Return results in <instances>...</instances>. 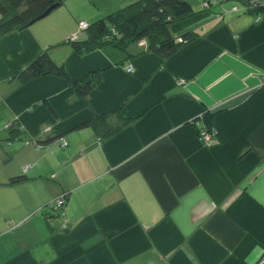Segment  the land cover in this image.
<instances>
[{
	"label": "crops",
	"instance_id": "0c3cea01",
	"mask_svg": "<svg viewBox=\"0 0 264 264\" xmlns=\"http://www.w3.org/2000/svg\"><path fill=\"white\" fill-rule=\"evenodd\" d=\"M102 1L95 16L133 0ZM189 2L195 14L170 30L196 36L167 56L145 41L130 55L109 43L80 53L69 40L90 19L70 10L0 36V138L14 119L25 134L0 144V264L263 260L264 12ZM43 50L70 81L15 78ZM99 70L79 96L72 82ZM22 172L25 182L5 184ZM65 193L63 227L47 204Z\"/></svg>",
	"mask_w": 264,
	"mask_h": 264
},
{
	"label": "trees",
	"instance_id": "16d2710c",
	"mask_svg": "<svg viewBox=\"0 0 264 264\" xmlns=\"http://www.w3.org/2000/svg\"><path fill=\"white\" fill-rule=\"evenodd\" d=\"M238 1L247 7L249 11L264 12V3H255L253 0ZM203 2L207 7L213 0H203ZM54 4H58L59 7L63 4V0H0V36L27 27L30 20ZM195 12L196 10L189 0H133L114 11L96 15L97 17L93 21L88 22L85 29H79L80 32L73 35L74 38H71L69 42L80 53L93 50L104 43H109L120 48L125 54L130 55L129 46L131 44L145 41L148 51L167 56L180 45L196 36L195 31L186 32L181 36L173 35L170 30L171 23L193 15ZM49 73L62 76L70 81L63 64L53 60L49 52L43 50L26 64L15 78L19 82H25L30 78ZM100 73V70L91 72L72 82L76 93L84 99L87 98L100 81ZM48 107L51 108L50 106ZM206 114L209 116L210 112L207 111ZM105 116L107 114H95V118L102 121L105 120ZM92 122L94 121L84 122L77 128L89 126ZM202 126L209 130L211 128L210 120L204 121ZM5 129L7 135L4 138H0V144H2V141L11 143L20 140L25 135L17 119L11 121ZM113 133L114 131H105V133L102 132L101 134L110 136ZM57 138L55 136L50 142ZM33 142L38 145L37 140ZM27 178L24 172L17 173L10 176L5 184L15 186L25 182ZM67 195L65 193L60 197L61 203H58L57 200L59 198H56L47 204L50 213L53 214L52 216L63 217V227L67 226V220L63 216Z\"/></svg>",
	"mask_w": 264,
	"mask_h": 264
},
{
	"label": "rangeland",
	"instance_id": "374dc122",
	"mask_svg": "<svg viewBox=\"0 0 264 264\" xmlns=\"http://www.w3.org/2000/svg\"><path fill=\"white\" fill-rule=\"evenodd\" d=\"M105 3L106 2H103L102 0H63L62 5L55 8L54 10H52L51 13L49 15H47L46 17H43L42 19H39V20L35 21L34 23L41 22L42 20H48L49 18H51L52 16H55L57 14L66 15L69 10L71 12H73L78 18L86 17L87 19H90V21H93L97 17V16H95V13H97L99 10H102ZM255 3H257V2H255ZM53 11H55V12L52 14ZM61 18L62 19H60L58 22H60L59 24H61L63 26L66 18L65 17H61ZM82 22H84V21H82ZM34 23H32V24H34ZM32 24H30V25H32ZM32 26H33L32 28H34L35 25H32ZM80 28L85 29L86 27L82 25V26H80ZM199 134H200V132H199ZM2 135H4V134H2ZM202 140H203V142H208V141H205L203 138H202ZM18 142H19L18 140L15 141L16 144H19Z\"/></svg>",
	"mask_w": 264,
	"mask_h": 264
},
{
	"label": "built area",
	"instance_id": "2783aa9c",
	"mask_svg": "<svg viewBox=\"0 0 264 264\" xmlns=\"http://www.w3.org/2000/svg\"><path fill=\"white\" fill-rule=\"evenodd\" d=\"M82 25L85 26V27H87V23H86V22H82V21H80V22L78 23L79 29H81L80 26H82ZM71 38H74V36L71 37ZM126 69H127L128 72H132V71H133V68H132L131 65L128 66ZM213 131H214V130H212V128H210V129L208 130V129H206L205 127L199 125V132H200V135H201V137H202L205 141H209V140L211 139V136H212ZM61 201H62L61 198H59V199L57 200L58 203H61Z\"/></svg>",
	"mask_w": 264,
	"mask_h": 264
},
{
	"label": "water",
	"instance_id": "95a60500",
	"mask_svg": "<svg viewBox=\"0 0 264 264\" xmlns=\"http://www.w3.org/2000/svg\"><path fill=\"white\" fill-rule=\"evenodd\" d=\"M58 7V4H54L50 7H48L43 13L35 17L34 19L30 20L27 25H30L34 23L35 21L42 19L43 17L47 16L54 8ZM259 264H264V259L259 263Z\"/></svg>",
	"mask_w": 264,
	"mask_h": 264
}]
</instances>
